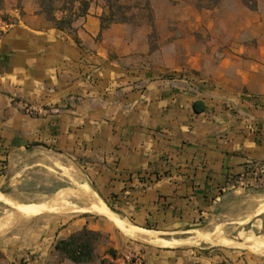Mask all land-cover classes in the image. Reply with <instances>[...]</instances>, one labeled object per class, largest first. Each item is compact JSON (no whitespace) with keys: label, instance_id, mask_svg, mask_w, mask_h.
Listing matches in <instances>:
<instances>
[{"label":"crops","instance_id":"obj_1","mask_svg":"<svg viewBox=\"0 0 264 264\" xmlns=\"http://www.w3.org/2000/svg\"><path fill=\"white\" fill-rule=\"evenodd\" d=\"M163 4L150 25L103 28L94 0L72 31L37 0L0 7L10 24L0 40V199L17 198L29 168H54L61 181L66 168L78 181L82 166L78 190L25 204L55 201L64 213L74 194L89 203L75 210L91 212L81 210L90 196L106 206L24 223L0 242L2 264H51L58 241L83 228L103 241L82 264L132 252L147 264H264V234L245 244L233 234L264 232V0ZM171 71L197 80L162 78ZM27 103L42 113L27 114Z\"/></svg>","mask_w":264,"mask_h":264},{"label":"rangeland","instance_id":"obj_2","mask_svg":"<svg viewBox=\"0 0 264 264\" xmlns=\"http://www.w3.org/2000/svg\"><path fill=\"white\" fill-rule=\"evenodd\" d=\"M94 1V0H93ZM197 4L201 6H212L213 3L210 0H195ZM164 0H95L97 5L105 8V15H112V19L116 22L129 23L134 26L150 25L154 20V7L163 6ZM29 174L26 176V182L21 184L20 193L17 198L11 199V194H7V200L0 199V242L7 236H11L14 232L23 230L24 223H29L38 218H43L52 222H65L70 219L82 217L87 214H98L96 212H82L75 210L79 207H85L89 205L88 201H84L78 198L76 195L71 194L66 196L67 206L69 211L63 213V208L58 206L53 201L50 207L44 206H29L28 204H34L39 202H48L54 199L60 192H69L78 190L81 184L86 183L84 168L80 167V180H72L71 175L68 173V169H64L63 181L60 180L62 175L55 172L54 168H46L43 166L29 168ZM93 191L96 192L92 184H89ZM63 186V189L57 190ZM10 199V200H9ZM53 207V208H51ZM25 209V210H24ZM58 209V210H57ZM19 210V211H18ZM22 210V211H21ZM23 212V213H22ZM219 230V229H218ZM224 231L220 232V237ZM236 240L247 243V239L254 236H261L264 232L257 234H246L235 231L233 233ZM103 241V235L100 239ZM99 243V242H98ZM223 245H233V243H220ZM242 244H236L248 251L254 252ZM259 253V252H255ZM2 253L0 252V258ZM51 264H58L64 259V256L56 250L51 253ZM24 259L21 260L23 263ZM0 264H2L0 262Z\"/></svg>","mask_w":264,"mask_h":264},{"label":"trees","instance_id":"obj_3","mask_svg":"<svg viewBox=\"0 0 264 264\" xmlns=\"http://www.w3.org/2000/svg\"><path fill=\"white\" fill-rule=\"evenodd\" d=\"M213 5H217L221 0H210ZM5 0H0V7ZM41 11L47 18L61 30H73V23L78 17L85 16L93 0H37ZM78 3V6H76ZM202 7L200 4H197ZM103 28L110 23H114L112 15L102 16ZM102 237L101 232L83 228L74 232L68 239L60 240L55 246L56 251L64 258L76 264L90 262L95 258V250ZM112 254L114 251L110 250Z\"/></svg>","mask_w":264,"mask_h":264},{"label":"built area","instance_id":"obj_4","mask_svg":"<svg viewBox=\"0 0 264 264\" xmlns=\"http://www.w3.org/2000/svg\"><path fill=\"white\" fill-rule=\"evenodd\" d=\"M10 24L6 21L0 22V40L3 37V35L7 32L9 29ZM162 78L165 79H181V80H187L189 82L194 83L197 78L194 75H189L185 72H177V71H171L163 74ZM24 109L27 114L32 116H37L42 113L41 109L31 103H27L24 105ZM231 185L234 187H254L256 186L255 181L249 180L245 181L242 178H235L231 177L229 180ZM103 264H147L144 258V255L142 252H132L128 254H122V255H116L109 260L105 261Z\"/></svg>","mask_w":264,"mask_h":264},{"label":"bare ground","instance_id":"obj_5","mask_svg":"<svg viewBox=\"0 0 264 264\" xmlns=\"http://www.w3.org/2000/svg\"><path fill=\"white\" fill-rule=\"evenodd\" d=\"M82 191V190H81ZM78 191H76L77 193ZM79 194V193H78ZM85 194V193H84ZM80 195V194H79ZM95 195V194H94ZM63 196V195H62ZM78 196V195H77ZM91 197V200H92V205L89 206V207H86V208H81V210H85V211H91V212H96V213H100V212H103L106 208V206L104 205L103 201L100 199V197L98 196H90ZM59 199V198H58ZM57 199V200H58ZM261 199V198H260ZM10 200V199H9ZM262 200V199H261ZM67 202V201H66ZM257 202V201H255ZM263 204V203H262ZM66 205V204H65ZM51 205H49L50 207ZM53 208V207H51ZM25 210V209H24ZM58 210V209H57ZM19 211V210H18ZM22 211V210H21ZM106 211V210H105ZM264 211V204L259 208L258 212H263ZM109 212V211H108ZM112 212V211H110ZM23 213V212H22ZM256 213V212H255ZM115 214V213H114ZM115 216V215H114ZM248 216V215H247ZM117 217V216H116ZM252 217V216H251ZM249 217V218H251ZM119 219V217H117ZM124 219V218H123ZM122 220V219H121ZM119 221V220H118ZM248 221V220H247ZM239 223V222H238ZM241 224V223H240ZM126 228V227H125ZM217 230V229H216ZM127 233V232H126ZM263 238V237H262ZM255 239V238H254ZM218 241V240H217ZM226 244L227 242L224 241ZM249 242V241H248ZM261 243V242H260ZM264 244V243H263ZM249 246V245H248ZM260 248V247H259ZM262 249V247H261ZM260 249H258L259 251Z\"/></svg>","mask_w":264,"mask_h":264}]
</instances>
